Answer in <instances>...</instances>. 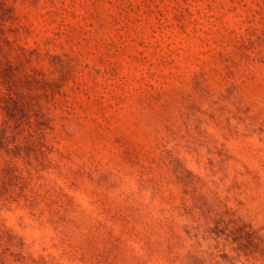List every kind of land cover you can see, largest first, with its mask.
Masks as SVG:
<instances>
[{"label":"rangeland","instance_id":"374dc122","mask_svg":"<svg viewBox=\"0 0 264 264\" xmlns=\"http://www.w3.org/2000/svg\"><path fill=\"white\" fill-rule=\"evenodd\" d=\"M0 264H264V0H0Z\"/></svg>","mask_w":264,"mask_h":264}]
</instances>
